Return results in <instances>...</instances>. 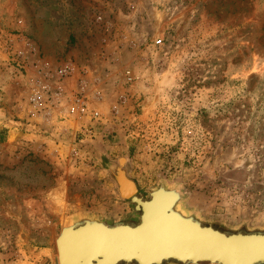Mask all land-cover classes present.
<instances>
[{"label":"rangeland","instance_id":"obj_1","mask_svg":"<svg viewBox=\"0 0 264 264\" xmlns=\"http://www.w3.org/2000/svg\"><path fill=\"white\" fill-rule=\"evenodd\" d=\"M40 83L64 96L33 109ZM81 89L99 119L68 112ZM117 167L264 230V0H0V264H57L63 223L132 210Z\"/></svg>","mask_w":264,"mask_h":264},{"label":"water","instance_id":"obj_2","mask_svg":"<svg viewBox=\"0 0 264 264\" xmlns=\"http://www.w3.org/2000/svg\"><path fill=\"white\" fill-rule=\"evenodd\" d=\"M111 173L135 222L71 218L55 237L57 264H264V230L221 231L183 207L179 187L160 182L144 199L122 168Z\"/></svg>","mask_w":264,"mask_h":264},{"label":"built area","instance_id":"obj_3","mask_svg":"<svg viewBox=\"0 0 264 264\" xmlns=\"http://www.w3.org/2000/svg\"><path fill=\"white\" fill-rule=\"evenodd\" d=\"M73 72L74 66L71 64H65L64 66L55 68L54 71H50L49 68L44 69L43 74L45 78L52 76V74H55L57 76V80L60 81L61 79H64L65 77L73 74ZM63 92L64 89L62 85H57L56 87L51 88V86L47 83H40L30 96L29 102L31 103L33 109H40L42 107V104L49 99H51L53 103L60 101L64 96ZM68 98L69 113L76 114L81 117L87 116L95 120L99 119V112L89 107L88 100L82 89L73 92L71 95H69ZM86 130L88 131V133H91L90 127L86 128Z\"/></svg>","mask_w":264,"mask_h":264},{"label":"crops","instance_id":"obj_4","mask_svg":"<svg viewBox=\"0 0 264 264\" xmlns=\"http://www.w3.org/2000/svg\"><path fill=\"white\" fill-rule=\"evenodd\" d=\"M120 210V211H119ZM120 212V213H118ZM91 215H95L98 216L99 218H101L102 220L106 221V222H114L118 219L123 220L126 223H130L133 224L136 220V217L138 215V212L132 208V210L126 208V206H122L120 207H115L107 212H105V210H103V208H99L97 212L94 213H88Z\"/></svg>","mask_w":264,"mask_h":264}]
</instances>
